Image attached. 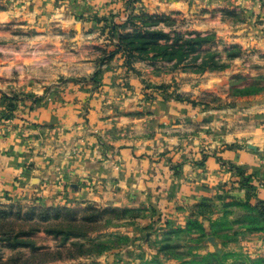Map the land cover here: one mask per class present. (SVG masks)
Wrapping results in <instances>:
<instances>
[{
    "label": "crops",
    "instance_id": "obj_1",
    "mask_svg": "<svg viewBox=\"0 0 264 264\" xmlns=\"http://www.w3.org/2000/svg\"><path fill=\"white\" fill-rule=\"evenodd\" d=\"M144 13L178 14L264 53V0H0V206L150 208L152 217L113 229L141 240L195 221L204 259L247 227L236 214L218 227L225 212L201 206L218 198L264 210V93L227 103L222 85L246 66L176 87L177 75L146 63L99 59L97 46L118 44ZM163 83L173 86L163 93ZM213 90L221 100L199 101Z\"/></svg>",
    "mask_w": 264,
    "mask_h": 264
},
{
    "label": "rangeland",
    "instance_id": "obj_2",
    "mask_svg": "<svg viewBox=\"0 0 264 264\" xmlns=\"http://www.w3.org/2000/svg\"><path fill=\"white\" fill-rule=\"evenodd\" d=\"M154 16L134 18L124 28L125 52L120 55L125 58L126 65L134 69L135 65L146 63L163 77L175 74L179 79L174 82L176 87L187 78L201 77L232 66H246L247 71H239L222 85L223 91L220 89V92L227 96V103L228 99L264 93V71H256V67H264V53L258 56L251 45L239 43L220 31L201 32L189 24V18L181 15ZM154 31L156 34L150 36L149 33ZM160 32L171 37L166 39ZM141 40L156 41L143 44ZM106 44L107 47L105 44L97 46L102 61L116 48L115 42ZM170 85L163 83L156 88L165 93ZM218 92L210 91L199 101L216 103L222 98ZM175 96L181 100L188 98L184 93ZM232 104L233 101L229 106ZM219 209L225 212V216L217 222L218 227H231L234 219L230 220L229 216L236 214V222L246 226L247 230L227 233L224 240L229 244L225 251L210 253L205 257L207 260L201 262L204 256L199 258L195 253L197 248L192 244L201 243L206 235L195 221H191L187 232L182 233L148 235L147 229L140 240L113 228L122 220L133 225L152 217L150 208L90 205L82 209L54 208L53 211L39 203L6 204L0 206V264H264V215L260 210L226 203L218 198L200 207L202 211ZM37 228H48L50 232L45 231L44 235ZM147 236H152L148 244L153 248L148 247L146 251L143 247L147 246ZM234 241L245 245L236 249L232 247ZM132 244L136 245L135 248L128 250L126 247Z\"/></svg>",
    "mask_w": 264,
    "mask_h": 264
},
{
    "label": "trees",
    "instance_id": "obj_3",
    "mask_svg": "<svg viewBox=\"0 0 264 264\" xmlns=\"http://www.w3.org/2000/svg\"><path fill=\"white\" fill-rule=\"evenodd\" d=\"M137 17H139V18H144V17L153 18V17H156V16L144 13V14H141V15L132 16L130 21H132L134 18H137ZM154 34H156L155 31L149 33L150 36H153ZM160 34L162 36H165L166 39L171 37L168 33H165V32H160ZM123 40H124V33L120 36V41H119L118 44H116V48L114 50H112L108 54V56H106V58H105L106 60H109V59L115 57L116 55L121 54L122 52H125V44L123 43ZM153 41L155 42L156 40H148V41L147 40H141V43L145 44V43H150V42H153ZM260 213L262 215H264V210H262V211L260 210ZM40 229L41 228H37V230H40ZM45 229L50 232V229H48V228H45ZM54 232H59V231L58 230H54ZM206 260H207V258H204L201 262H205ZM189 263L190 262H186V264H189Z\"/></svg>",
    "mask_w": 264,
    "mask_h": 264
}]
</instances>
